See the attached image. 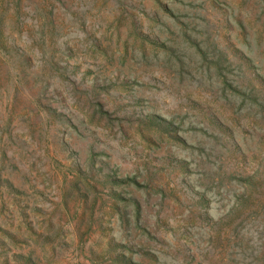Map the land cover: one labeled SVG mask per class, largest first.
Listing matches in <instances>:
<instances>
[{
	"label": "rangeland",
	"instance_id": "1",
	"mask_svg": "<svg viewBox=\"0 0 264 264\" xmlns=\"http://www.w3.org/2000/svg\"><path fill=\"white\" fill-rule=\"evenodd\" d=\"M0 264H264V0H0Z\"/></svg>",
	"mask_w": 264,
	"mask_h": 264
}]
</instances>
